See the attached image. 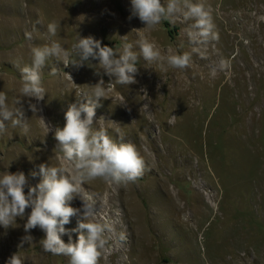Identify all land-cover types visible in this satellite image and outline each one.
<instances>
[{"label": "rangeland", "instance_id": "obj_1", "mask_svg": "<svg viewBox=\"0 0 264 264\" xmlns=\"http://www.w3.org/2000/svg\"><path fill=\"white\" fill-rule=\"evenodd\" d=\"M193 2L210 10L218 39L194 42V21L182 16L148 30L131 15V0H0V91L10 107L22 106L28 124L24 132L5 122L0 174L23 172L35 185L42 163L70 173L54 129L63 128L68 105L101 78L114 87L96 108L94 128L134 144L145 160L134 183L96 178L81 185L82 195L96 200L98 219L116 221L99 264H264V0ZM53 21L59 28L49 37ZM78 36L117 51L129 42L138 54L137 42L147 39L162 56L187 52L191 62L185 69L165 62L162 69L139 56L137 83L127 86L115 84L96 60L76 68L50 58L42 70L46 94L33 113L29 102L36 101L21 94L14 64L31 65L32 48L53 40L71 52ZM71 206L81 208L82 201ZM30 211L13 227H0V264L16 252L23 264H69V257L43 251L39 228L30 231L31 244L18 247ZM77 220L65 228H77Z\"/></svg>", "mask_w": 264, "mask_h": 264}, {"label": "clouds", "instance_id": "obj_2", "mask_svg": "<svg viewBox=\"0 0 264 264\" xmlns=\"http://www.w3.org/2000/svg\"><path fill=\"white\" fill-rule=\"evenodd\" d=\"M131 15L138 17L148 30L156 29L163 20L172 21L182 16L185 21H194L191 25L193 31L189 33L194 42L218 39L210 10L203 3L193 0H167L166 4L162 0H131ZM58 28L57 22H50L47 25L49 37L56 36ZM122 38L126 40V36ZM137 44L139 54L133 50L132 43L125 42L122 50L117 51L107 45L102 46L101 41L92 36H78L71 52L55 40L43 47H33L31 65L21 67L19 62L14 64L22 80L20 92L30 101H36L29 102V109L33 113L41 110L37 105L46 94L42 70L50 58L63 59L65 67L72 65L76 68L84 66L86 62L90 66L91 61L96 60L106 75L115 78V84L127 86L137 83L136 65L139 56L150 64L158 63L162 69L165 62L169 67L178 69L190 65L191 55L187 52L165 57L154 42L140 39ZM71 56L75 58L69 59ZM56 73V69L51 70V74ZM96 74L99 75V71ZM105 85L101 78L90 85L89 93H80L78 99L68 105L63 128L54 129L56 147L62 159L71 166L70 173L63 165L49 166L48 163H42L39 165L40 180L35 185L29 183L23 172L4 171L0 174V227L5 230L13 227L17 218L23 219L26 209H31L23 225L26 235L18 247L22 248L24 243L31 244L33 237L29 233L39 228L45 234L39 241L43 251L69 257V264H99L103 251L113 240L116 221L98 219L100 210L96 200L92 196L84 197L81 185L85 180L96 178L114 184L134 183L144 173L145 160L134 144L123 142L122 139L120 142L114 141L105 128H94L96 108L101 99H108V91L114 87L113 82L107 83V87ZM15 103L21 104V101L16 100ZM175 118L172 116L173 120ZM8 121L13 127L28 131L22 106L10 107L6 93L0 91V134L6 131L5 122ZM36 175L32 173L33 177ZM76 198L82 201L81 208L71 206ZM74 216L78 218L77 228L66 229L65 225ZM71 232L78 233L75 240ZM64 235H68L67 242L62 239ZM125 239V235L120 233L119 240ZM6 264H23V260L16 252Z\"/></svg>", "mask_w": 264, "mask_h": 264}]
</instances>
